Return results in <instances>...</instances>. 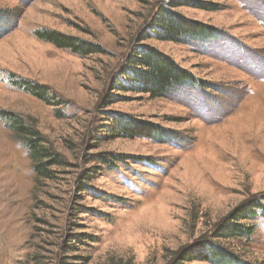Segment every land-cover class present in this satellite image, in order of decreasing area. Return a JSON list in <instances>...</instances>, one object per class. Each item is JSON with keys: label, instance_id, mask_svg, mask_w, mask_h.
I'll return each instance as SVG.
<instances>
[{"label": "rangeland", "instance_id": "374dc122", "mask_svg": "<svg viewBox=\"0 0 264 264\" xmlns=\"http://www.w3.org/2000/svg\"><path fill=\"white\" fill-rule=\"evenodd\" d=\"M170 1L0 0V112L53 156L38 178L0 119V264H167L237 208L264 207V0H188L174 11L214 35L185 43L154 36ZM42 28L104 53L57 48L35 37ZM140 46L196 82L155 99L130 89L124 65ZM122 116L165 133L119 136ZM241 223L249 238L220 243L237 264H264V212Z\"/></svg>", "mask_w": 264, "mask_h": 264}, {"label": "trees", "instance_id": "16d2710c", "mask_svg": "<svg viewBox=\"0 0 264 264\" xmlns=\"http://www.w3.org/2000/svg\"><path fill=\"white\" fill-rule=\"evenodd\" d=\"M181 6L192 5L188 0H171L165 7L160 8L158 11L160 16L156 18L152 26V28H156L155 38L174 43L211 39V36L214 35L213 28L185 19L174 11ZM193 7L207 11L212 10L196 4ZM34 35L57 48H67L81 57L104 53L99 45L87 44L78 38L67 36L58 31L42 28L36 30ZM125 67L129 70L125 72L127 74L124 76L133 85L130 89L148 94L154 99L164 98L174 89L196 82L192 74L180 68L168 56L149 46L138 47L137 54H130L127 57ZM17 85L32 96L44 102L49 101L47 88L44 86L27 81H22ZM0 119L7 120L8 128L12 131L14 139L24 143L27 153L32 159L33 170L37 177L46 178L48 176L47 167L50 165V162L47 161L53 156L49 150L42 147L39 134L31 126L26 125L24 119L19 115L0 112ZM134 122L136 121L127 116L116 118L115 124L119 128L116 133L122 137L140 136L149 139L162 138L165 133L157 127L149 128L148 125H141V122ZM260 201L262 200H256L248 206L243 205L237 208L222 220L210 239H203L192 246L179 249L167 264H193V262L237 264V258L228 253L220 241L249 238L253 234L254 226L241 222L252 221L258 213L264 212L263 203Z\"/></svg>", "mask_w": 264, "mask_h": 264}]
</instances>
